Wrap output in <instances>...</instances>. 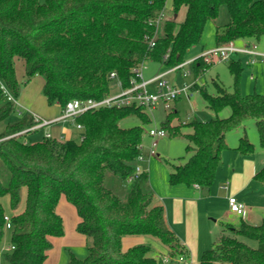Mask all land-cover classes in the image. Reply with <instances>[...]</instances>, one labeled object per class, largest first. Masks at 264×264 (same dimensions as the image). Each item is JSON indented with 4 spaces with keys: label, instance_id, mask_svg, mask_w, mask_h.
Wrapping results in <instances>:
<instances>
[{
    "label": "trees",
    "instance_id": "16d2710c",
    "mask_svg": "<svg viewBox=\"0 0 264 264\" xmlns=\"http://www.w3.org/2000/svg\"><path fill=\"white\" fill-rule=\"evenodd\" d=\"M166 5L167 0H0V78L17 97L15 63L22 60L28 80L44 77L43 93L50 106L64 108L75 99L101 100L110 94L111 73L127 88L133 70L149 60L170 69L186 62V54L201 42L207 24L219 18L222 6L230 20L216 26L215 47L264 40V0H172L171 19L163 17ZM181 13L184 18L178 21ZM193 64L198 77L212 62L199 57ZM242 65L241 59L228 61L233 92L217 82L216 95L192 85L215 118L174 124L178 111L166 115L160 129L184 136L190 154L184 164L171 166V186L211 188L228 148V133L248 120L256 122L264 146V95L241 94ZM15 106L0 88V123ZM227 108L230 116L220 118L218 113ZM147 110L139 105L90 110L76 119L84 128L79 140L45 136L34 143L23 141L21 136L36 131L31 128L38 124L29 112L6 126L0 133V250L7 247L6 232L11 234L8 246L14 249L4 252L1 264H45L55 242L65 235L59 211L64 203L75 210V230L87 238L88 249L85 260L71 253L69 264H165V255L188 257L186 247L168 228L149 173L136 177L145 126L152 123ZM129 117H137L141 124L121 127ZM184 126L191 130L182 134ZM237 151L241 156L254 151L245 130ZM254 178L264 187V167ZM25 189V209L11 216L13 226L8 230L1 199L9 196L16 212ZM127 237L156 238L168 253L157 258L149 244L124 249ZM240 238L253 239L258 247ZM200 264H264V220L259 225L245 221L239 227L224 225Z\"/></svg>",
    "mask_w": 264,
    "mask_h": 264
},
{
    "label": "rangeland",
    "instance_id": "374dc122",
    "mask_svg": "<svg viewBox=\"0 0 264 264\" xmlns=\"http://www.w3.org/2000/svg\"><path fill=\"white\" fill-rule=\"evenodd\" d=\"M166 14L172 17V0H167ZM183 18L184 15L181 13L178 21H182ZM229 20V13L226 6H222L219 18L216 21H211L207 24L201 42L189 50L185 56V61L199 58L205 51L213 49L216 46L214 29L216 30L217 25H226ZM258 45L259 49L264 51V40L260 41ZM240 58L243 64L240 77L241 94L251 95L257 93L264 95V62L258 61L256 64L248 66L245 64L246 58L242 56H240ZM208 62H212V64L205 72H201L198 77L195 73L194 64H189L182 69L170 72L164 78L169 86L176 89L188 87V93L186 95H182L176 101L169 102L167 105L160 102L155 107L147 110L152 123L145 126V135L143 139L145 159L141 161L140 164L146 165L147 172L150 177L152 173L153 176H158L159 178V175L165 173V170L169 171L173 164H184L188 160L190 154L187 153L186 147L188 142L184 136L167 135L164 138L157 139V155L150 156L149 147L152 139L148 136V130L151 128H160L162 123L165 121L166 115L173 109L178 111V115L173 122L174 124H185L195 118L200 121H208L215 118L217 115L207 107L206 101L200 92L191 90L192 85L195 83L199 87L206 88L212 95L217 94L215 82L223 85L229 92L234 91V78L228 67V61H220L211 57ZM15 68L18 81V103L16 104L12 115L0 123V133L4 131L9 123L18 121L21 117V113L23 112H34L45 119L54 118L60 113V107L57 105L50 106L44 96V77L42 75H36L32 77L31 80H28L25 62L22 60L16 61ZM169 69V66L164 63L149 60L146 62L145 67L142 70L143 78L145 80H149L160 73L168 71ZM186 72H189L190 74L188 76H184ZM251 76H254V79H252ZM149 88L150 90H153L155 87L150 85ZM119 91L120 89L118 88L117 81L113 80L111 83L110 95L118 93ZM230 114L231 110L230 108H227L218 113V116L220 118H227ZM140 124L141 121L137 117H129L122 120L120 126L123 128H130ZM65 126L70 128L68 122H56L39 128L25 136H21V139L23 141L34 143L42 140L48 132H53L55 128ZM243 129H246L248 140L254 144V151L247 156H239L237 151L239 138ZM190 130V128L184 126L181 131L183 134L189 132ZM75 139L79 140L77 135L75 136ZM227 144L228 148L225 149L222 154V160L218 167L211 191L207 193L200 188V195H198L196 197L197 200H194L193 202L194 208L196 207L197 209L194 215H191L192 219L190 223H192V225L189 226L187 230L182 229L181 226L174 228L179 240L185 243L186 247L189 249V264H200L202 254L206 250L213 247L222 233V227L224 225L230 224L234 227H239L243 222L241 216L231 214L228 204L229 201H224L226 194L229 196L231 189L236 185L233 178L240 177L244 179L248 173L251 174L253 167L257 168V172L262 170L264 167V146L260 143L256 122L254 120H248L242 127L229 132L227 135ZM151 160H153L156 165L153 168L151 167L150 171V165L148 162ZM254 177L255 174L252 177L253 180L251 183L253 184L244 192V195L242 196V203L248 211H252L250 213H252V217L256 219L257 223H260L264 218V195H258L259 189H252V187H261L263 191L264 188L255 180ZM117 188L118 187L115 189L118 190ZM262 190L260 192H262ZM123 192L125 191L121 190V194H123ZM26 197L27 191L25 189L22 192V200L16 212H13L11 209L9 196L2 198L1 202L6 215L11 217L14 213L22 212L26 206ZM68 205L69 204H62L59 210L64 219L65 235L63 238L55 242L54 250L50 253L45 264H69L71 253L80 260H85L88 256L87 238L77 233L74 229L76 225V214L71 206ZM245 222L249 224L255 223L250 219ZM10 238V232H6L4 237V244L6 246L10 244ZM240 239L244 240V242L252 248L258 247V242L253 239ZM140 244H149L152 246V255L157 258L164 253V246L158 239L153 237H127V240L123 242V247L124 249H128ZM166 251L168 250L166 249ZM167 264L172 263L169 262Z\"/></svg>",
    "mask_w": 264,
    "mask_h": 264
},
{
    "label": "built area",
    "instance_id": "2783aa9c",
    "mask_svg": "<svg viewBox=\"0 0 264 264\" xmlns=\"http://www.w3.org/2000/svg\"><path fill=\"white\" fill-rule=\"evenodd\" d=\"M163 17H166L168 19H171L169 15L166 16V14H163ZM161 23V20H159L156 24L159 26ZM155 42L154 39L150 41V46L154 47ZM240 56L246 58L245 64L250 66L256 64L258 61L264 62V51H261L259 49V45L256 42H245L243 45H238L236 42H230L228 44L214 47L211 50H208L204 52L201 57H203L206 61H208L211 57L216 58L220 61H229L230 59L236 57L240 58ZM192 59L189 61L184 62L181 65H178L177 67H174L172 69H169L166 72L160 73L156 75L155 77L145 80L143 78V68L145 65H141L138 68H135L134 76L131 78L130 85L127 88H124L122 85V82L117 78L115 73H111L110 77L113 80L117 81L118 88L120 91L118 93H115L113 95H108L107 97L101 99V100H95V99H87V100H79L75 99L66 104V106L63 108L62 113L59 117L53 120H43L39 116L32 114L35 118V120L38 122V124L31 128V130H37L39 128H42L44 126L54 124L56 122H71L73 125L83 131V126L81 124H78L76 122V119L90 111V110H96L102 107H124V106H130V105H139L144 106L147 109H151L155 107L160 102L164 104H168L171 101H175L182 95H186L188 93V87H184L183 89H176L172 86H169L166 80L164 78L170 73L177 69H182L186 65L193 64L196 60ZM190 73L186 72L184 76H188ZM252 79H254V76H251ZM153 85L155 88L154 90H150L149 86ZM0 88L2 89L3 93L5 94L8 101L13 102L15 105L18 103L17 97L13 95L9 88L6 86V84L1 80L0 78ZM26 132V131H24ZM24 132L17 133L14 136H18ZM148 136L152 139L151 145L149 147V155L150 156H156V147L158 146L157 139L164 138L167 136L166 131L160 129V128H151L148 130ZM46 137H52L50 133L46 135ZM144 150V146H142ZM140 161L144 160L143 154L139 157ZM143 172V170L138 166L137 168V175H140ZM229 206L232 213H235L240 216L246 215V207L243 203L238 201L236 197H230L229 199ZM6 221V229L10 230L12 229V222L11 217L6 215L5 216ZM13 247H3L2 250H0V264L3 259V254L5 251L13 250ZM163 263H172V261H176L180 264H189V259L182 255L178 257L177 259H174L170 257L169 255H165L162 258Z\"/></svg>",
    "mask_w": 264,
    "mask_h": 264
},
{
    "label": "crops",
    "instance_id": "0c3cea01",
    "mask_svg": "<svg viewBox=\"0 0 264 264\" xmlns=\"http://www.w3.org/2000/svg\"><path fill=\"white\" fill-rule=\"evenodd\" d=\"M214 38H215V29H214ZM244 43L245 42H238L237 44L242 45ZM56 105L60 107V105H58V104H56ZM62 110H63V108L60 107V113L57 116H55L54 118H48V119L42 118L39 114L34 113V112H29V113L35 114L43 120H53V119H56L57 117H59L61 115ZM68 123L70 125V128L67 126L61 127V128L59 127V128H55L53 132H48V133H50L52 135V137L58 138V139L63 140V141L69 140V139H75L76 135L78 138H80L82 130L77 129L73 125V123H71V122H68ZM244 130L246 131V129H243V131ZM243 131H242V133H243ZM242 133H241V135H242ZM241 135H240V137H241ZM246 135H247V132H246ZM143 156L145 159L144 151H143ZM239 156H241V155H239ZM148 163L150 165L149 169L151 171V167L153 168L156 165V163H154L153 160L149 161ZM139 166L143 171L147 172L146 165H141L139 163ZM252 169H253V171H251V174L248 173L244 179H242L240 177L239 178L238 177L233 178L234 183H236V185L234 188L231 189L229 196H228V194H226V196L224 197V201L227 202V200L229 201L230 197H236L238 199V201H240L241 203L243 202L242 196L244 195V192L247 189H249V187L253 184V183H251L253 180L252 177L254 176V174L257 173V168L253 167ZM169 174H170V170L169 171L165 170V173H163L162 175H159V178H158V176H153L151 173L150 184H151L152 189L155 192V197H156L158 203H160V205H162L164 208L168 228L170 230H172L174 233H176V230L174 228L181 226L182 229L187 230V228H189V226L192 225V223H190V221L192 219L191 215L192 214L194 215V213L197 209L196 207L194 208L193 202H194V200H197L196 197L198 195H200L199 190L201 187H198V186L188 187L186 185L171 186L168 184L169 183ZM212 186L209 189H204V188H201V189H203L205 192L209 193L212 189ZM252 189H256V190L259 189L258 195H261V196L264 195V191L261 189V187L260 188L259 187H252ZM261 190H262V192H260ZM64 205H67V204L64 203ZM59 210H60V208H59ZM230 212H231V210H230ZM250 212H252V211H250V210L248 211V209H247L246 215L244 217L241 216V219L243 221H247L248 219L253 220L255 223H251L252 225L261 224L262 221L264 220V218L260 223H257L256 219H254L252 217V213H250ZM75 214H76V212H75ZM231 214H235V213L231 212ZM77 222H78V217L76 215V225H77ZM76 225H75L74 229H76ZM222 229H223V227H222ZM176 235H177V233H176ZM125 240H127V238H125L123 240V242H125ZM181 243L186 247L185 243H183V242H181ZM128 247H130V246H128ZM163 248H164L163 254H166L168 251H166L165 247H163ZM186 249L189 253V249L187 247H186ZM188 259H190V257H188ZM172 264H179V263L172 262Z\"/></svg>",
    "mask_w": 264,
    "mask_h": 264
}]
</instances>
